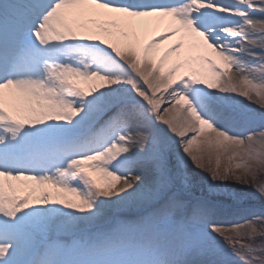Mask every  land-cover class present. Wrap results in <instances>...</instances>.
Listing matches in <instances>:
<instances>
[{
  "label": "snow or ice",
  "instance_id": "snow-or-ice-1",
  "mask_svg": "<svg viewBox=\"0 0 264 264\" xmlns=\"http://www.w3.org/2000/svg\"><path fill=\"white\" fill-rule=\"evenodd\" d=\"M262 171L264 0H0V264H264Z\"/></svg>",
  "mask_w": 264,
  "mask_h": 264
},
{
  "label": "rangeland",
  "instance_id": "rangeland-1",
  "mask_svg": "<svg viewBox=\"0 0 264 264\" xmlns=\"http://www.w3.org/2000/svg\"><path fill=\"white\" fill-rule=\"evenodd\" d=\"M150 35H151V33L149 32L148 35H147V36H148L147 39L150 38V37H149ZM147 39H146V40H147ZM164 44H166V42H165ZM168 46H169V45H167L166 48H167ZM166 48H165V49H166ZM165 49H164V50H165ZM164 50H160V48H158V51L156 52V58H158L159 55L162 54ZM181 71H183V69H181ZM246 103H247V101H246ZM253 107L258 108L259 106H258V105H253ZM223 163H226V161H225V160H222V164H223ZM198 171H199V170H198ZM205 174H206V173H205ZM258 180H264V171H262V172L259 174V176H258ZM228 183H229V184H233L234 187H235L236 189H239V190L242 191V200H244V201L251 200L256 206H260V201L257 200V199H255L254 197H251V195H250V194L254 191V189H253L250 185H245V184H243V183L235 184V182H233V181H228ZM197 194H199V190H198Z\"/></svg>",
  "mask_w": 264,
  "mask_h": 264
},
{
  "label": "bare ground",
  "instance_id": "bare-ground-1",
  "mask_svg": "<svg viewBox=\"0 0 264 264\" xmlns=\"http://www.w3.org/2000/svg\"><path fill=\"white\" fill-rule=\"evenodd\" d=\"M150 33H151V35H152V31L150 30L149 31ZM148 32V33H149ZM148 33L143 37V39L144 40H146L147 38H148ZM151 35L149 36V37H151ZM174 39V38H173ZM173 39H169L168 41H164V42H162L159 46H158V48H160V50H164L165 48H166V46L167 45H170L172 42H173ZM166 42V44H164ZM157 51H158V49H157ZM181 55H183V53H181ZM175 56H177V53H173V57H175Z\"/></svg>",
  "mask_w": 264,
  "mask_h": 264
}]
</instances>
